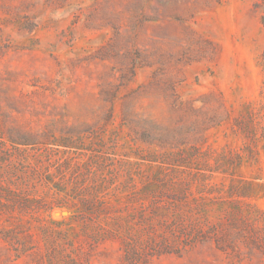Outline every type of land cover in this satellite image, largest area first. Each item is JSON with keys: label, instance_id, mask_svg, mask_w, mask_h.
<instances>
[{"label": "rangeland", "instance_id": "1", "mask_svg": "<svg viewBox=\"0 0 264 264\" xmlns=\"http://www.w3.org/2000/svg\"><path fill=\"white\" fill-rule=\"evenodd\" d=\"M0 264H264V0H0Z\"/></svg>", "mask_w": 264, "mask_h": 264}]
</instances>
